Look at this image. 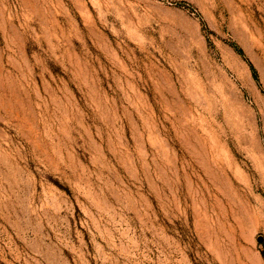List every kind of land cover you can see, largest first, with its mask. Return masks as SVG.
I'll list each match as a JSON object with an SVG mask.
<instances>
[{
    "label": "rangeland",
    "instance_id": "374dc122",
    "mask_svg": "<svg viewBox=\"0 0 264 264\" xmlns=\"http://www.w3.org/2000/svg\"><path fill=\"white\" fill-rule=\"evenodd\" d=\"M0 264H264V0H0Z\"/></svg>",
    "mask_w": 264,
    "mask_h": 264
}]
</instances>
